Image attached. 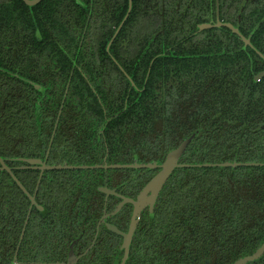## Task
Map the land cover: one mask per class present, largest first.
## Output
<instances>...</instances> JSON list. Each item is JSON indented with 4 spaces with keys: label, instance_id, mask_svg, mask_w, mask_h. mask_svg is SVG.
I'll use <instances>...</instances> for the list:
<instances>
[{
    "label": "trees",
    "instance_id": "obj_1",
    "mask_svg": "<svg viewBox=\"0 0 264 264\" xmlns=\"http://www.w3.org/2000/svg\"><path fill=\"white\" fill-rule=\"evenodd\" d=\"M131 1L124 19L129 0H42L34 6L0 0V156L18 165V157L44 152L60 97L57 69L72 65L70 55H77L108 107L110 120L101 128L111 153L130 156L136 145L149 157L195 132L184 163H264V77L254 79L264 68L256 53L264 55V0H219L221 20L251 35L252 48L225 27L198 30L215 20L216 0ZM122 20L108 53L106 45ZM71 86L75 102L59 126L66 142H53L51 152H76L79 158L72 163L92 165L99 147L90 139L102 109L85 101L87 91L95 95L82 77L72 79ZM65 131L70 134L62 135ZM97 172L79 169L76 178L93 179ZM69 173L75 171L61 174ZM76 184V202L64 196L59 207L62 214L76 211L67 217L58 212L59 220L75 217V233L65 234L66 223L46 221L47 213L34 208L18 258L28 242L43 260L68 250L91 216L80 210L96 194L94 183ZM83 187L92 188L90 200L80 196ZM28 204L0 171V264H10ZM60 240L65 248L56 245ZM263 242L264 164L181 167L163 187L153 219L140 225L130 264H230ZM247 264H264V254Z\"/></svg>",
    "mask_w": 264,
    "mask_h": 264
},
{
    "label": "flooded vegetation",
    "instance_id": "obj_2",
    "mask_svg": "<svg viewBox=\"0 0 264 264\" xmlns=\"http://www.w3.org/2000/svg\"><path fill=\"white\" fill-rule=\"evenodd\" d=\"M216 9H215V20L210 21L208 23L216 22V16H217ZM219 18H220V3H219ZM221 21L230 22L223 20ZM123 23L124 20L121 21L119 26L116 28L113 36L107 43L106 51L108 53H110V46L116 35L119 33L120 29L122 28ZM232 24L236 26L234 23ZM211 28H220V27H211ZM206 29H210V28H206ZM236 36L240 39L238 35ZM245 37H250V43H251V35ZM240 41L245 47H250V48L253 47L252 43L250 45H245L241 39ZM81 43L82 41L80 42V45ZM258 52L260 51L257 50L256 53L258 54ZM69 55L70 54L68 53V56ZM76 56L72 57L70 55L72 65H60L59 68L57 69V75H56L57 88L55 92L56 95L60 97L57 100L58 106L54 116L53 129L48 138L47 147H45V150L43 149L44 152L38 151L35 157H18L17 159L20 162L18 165L17 163H11V164L6 163V165L10 168L11 172L16 176V178L19 181L20 179L18 177V174H21L23 181V183L20 181L21 184L29 192L30 195L34 196L37 204V205H31V200L28 197V195L25 194L20 189L25 194L26 198L29 201V204L25 215L23 227L21 229L18 244L16 245V248L13 252V257L9 260L10 264H68V252L70 245L67 251H64L62 249L63 252H56V254H54L49 260H43L40 257V254L34 255V251L31 249L32 248L31 242L27 243L29 247L25 250V255H22V257L18 258V253L20 251V244L23 240L27 224L29 222L31 213L33 212L34 208L38 210L41 214L47 213L46 221L47 220L49 221L52 218L53 222H56V224H58L59 222L66 223L67 225L65 226V230H64L65 232L63 231L65 234L71 235V233H75V231L77 230L76 227L77 222L75 217L69 219V221H65L63 217H61L62 220H59L58 212L61 214V216L67 217V216H71L72 213L76 211L75 208L73 210H70L71 209L70 208L69 210L65 211L62 214V211L59 207L61 206L60 202L65 199L64 196L70 197L72 203L76 202L77 182L94 183L96 194L94 199H91L92 188L89 190L88 187H83L84 192L80 196L86 195L88 196L87 200L91 199L92 201L89 203L88 206H86V204H83L82 206L83 209L81 208L82 210L80 211L81 213L83 212L86 215L90 213L91 216L84 224L85 226L83 225L84 227L83 226L81 227L83 230L79 229L78 231V233L80 232L79 235L77 234L78 235V236L76 235L77 237L75 236L71 239L72 240L71 243L75 240L76 243L74 245V262L73 263L70 262L69 264H121L124 257V248H123L124 236L122 235V233L123 234L127 233L129 230L131 218L133 215V205L131 203H125L120 209L116 210L117 206L120 202L123 201V198L125 197L135 199L138 193L144 187V185L160 170V165L163 163L166 154L170 150L176 148L182 141V140L179 141L177 145L167 144L162 148H156L154 149L155 152L150 153L149 157H146L148 154L144 155L141 149H139L136 145H135V150L133 149L130 156L128 155L125 157L124 154L123 156L120 154L119 156H117L114 153H111L107 144L106 133H104V130L101 128L110 120V117L107 114L108 107L107 105H105V102L101 99L100 94L97 93L95 87L92 85L91 80L89 79L86 73L88 67L78 65L76 62ZM259 57L261 56L259 55ZM261 58L264 60L263 57ZM118 67L121 70V72L131 81V85H134L130 76L126 73L124 68L120 65ZM101 69L106 70V67H101ZM263 70L264 68L261 71ZM149 71L150 69H148L146 75L149 74ZM77 72L80 75H77ZM257 74L255 75V77L257 76ZM80 77H82L86 81V83L91 88V91L95 95V97L93 98L90 96V93L87 91L85 94L89 95L88 96L89 98L87 97L85 101L92 103L93 106L98 104L101 106L102 109V115L97 116L98 120L100 121V123L98 124L97 132H95V137L93 138V140L90 139L94 144L96 145L98 144L99 147L97 151L98 153L97 163H94L92 165H101V167L86 168V169L80 168V166L86 164H74L71 162L76 155H77V159L79 158V155L76 152L72 156H66L63 153V151L59 148L51 152V148H52L51 145L53 144V142L57 141V145L64 144L66 142L65 138L63 136H60L61 131L59 129V126L60 123L63 124L65 123V121H68L69 118L65 112L67 110L70 111L71 109L70 105L72 103V100L75 102V99L72 98L71 95L72 79L80 78ZM263 77L264 75L260 79H262ZM81 89L83 91V88ZM169 116L171 117V115ZM69 134H70L69 132L65 131L63 132L62 135H69ZM153 141L161 143L159 138H156ZM187 148L179 159L180 163H184L183 157L187 151ZM21 159H40L42 162L39 164H30ZM118 160H123L128 164L134 163L135 161L137 163H142V164L156 163L158 166L154 168L108 167V165L126 164V163H121ZM19 169L23 170V172H21ZM79 169L80 170L94 169V170H98L99 172H97V174L93 177V179L80 178L77 180L76 171ZM71 170H74L75 174L74 173H69L68 175L61 174L62 171H71ZM0 171H5L12 180V182H15L12 179L11 175L6 170L0 169ZM29 176L31 177L33 176L36 180L34 181ZM170 176L168 177V179L170 178ZM168 179L164 183L163 187L167 183ZM32 182H34L33 188H31ZM102 188H107L108 190H111L114 193H107L103 191ZM162 189L160 190L156 198L152 213H150L148 206H146L141 211V216L139 218L136 229L134 230L129 245L128 257L125 260L124 264H130L131 254L133 253L132 246L134 244L135 238L137 237V233L140 228V225H142V222L145 221L147 218L150 220L153 219L155 213V205ZM108 224L116 227L117 230L120 231V233L111 230L108 227ZM22 230H23V234H22ZM65 239L66 238H64V240ZM56 245H60L62 248H65L64 243L61 240L58 241ZM134 264H139V262L135 261Z\"/></svg>",
    "mask_w": 264,
    "mask_h": 264
},
{
    "label": "water",
    "instance_id": "obj_3",
    "mask_svg": "<svg viewBox=\"0 0 264 264\" xmlns=\"http://www.w3.org/2000/svg\"><path fill=\"white\" fill-rule=\"evenodd\" d=\"M41 0H23V2L29 6L35 5ZM131 0H129V8L128 12L124 19L129 14V11L131 9ZM216 22L215 23H202L198 25V30H203L206 28L211 27H227L230 29L234 34L238 35L240 39L243 41L245 45H250V37H245L238 29V27L234 26L230 22H222L219 18V0H216ZM258 54L264 58L263 54L258 52ZM264 75V70L259 72L257 76L255 77V80L258 81L262 76ZM36 88L42 89L40 86L36 85ZM196 133H192L190 136L184 138L181 143L174 149L170 150L163 161V163L160 165V170L144 185V187L141 189V191L138 193L135 199L132 198H123V201L120 202L117 206V209H120L125 203H131L133 205V215L131 218L130 227L127 233H122L124 236V242H123V248H124V257L121 262V264H124L125 260L128 257V251H129V245L131 242L132 235L134 233V230L136 229V226L138 224L139 218L141 216V211L148 206L150 213L153 211V207L156 201V198L162 189L164 183L170 176V174L174 171L176 168L181 167H237V166H258L262 165L264 163L260 162H238V161H225V162H204V163H196V164H190V163H180L179 159L186 150L189 143L192 141V139L195 137ZM25 162H28L30 164H39L42 161L40 159H21ZM158 166L156 163H137L136 161L134 163H126V164H114V165H108V167H115V168H123V167H146V168H154ZM71 167V166H70ZM95 167H101V165H82L80 168H95ZM0 169L6 170L12 177V179L16 182V184L19 186V188L28 195V197L31 200V205H37L35 198L33 195H30L29 192L24 188V186L21 184V182L16 178V176L11 172L10 168L6 165L5 159L0 156ZM103 191L107 193H114L111 190H108L107 188H102ZM27 222V221H26ZM108 227L113 230L120 233V231L117 230L116 227L108 224ZM23 234V230H22ZM76 243V240L73 241L70 244L69 252H68V264L71 262H74V245ZM264 254V242L251 254H247L243 257L238 258L234 262L230 264H247L248 262H252L254 260H257Z\"/></svg>",
    "mask_w": 264,
    "mask_h": 264
}]
</instances>
